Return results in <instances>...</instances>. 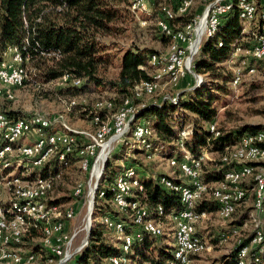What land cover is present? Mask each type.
I'll list each match as a JSON object with an SVG mask.
<instances>
[{"label": "trees", "instance_id": "1", "mask_svg": "<svg viewBox=\"0 0 264 264\" xmlns=\"http://www.w3.org/2000/svg\"><path fill=\"white\" fill-rule=\"evenodd\" d=\"M196 1H198V4L192 5L186 13L174 16L171 21L172 27L181 28V26L183 27L193 22L199 10L198 7L205 8L206 6L205 1ZM236 1L231 0L232 8L221 16L216 30L210 36L203 38L198 52L194 55L191 62L193 71L199 75L208 74L210 82L206 84V82L203 83L201 81L199 85L181 88L172 95L174 96L172 100L170 98L164 99V96L147 101L143 100L144 97L152 96L153 94L145 95L140 99L134 96L139 84L153 77L154 66L150 64V58L152 55L162 54L156 50L147 47L130 46L119 57V70L116 76L108 77L105 74V67L111 64L114 52L103 41V38L123 31L124 27L120 25L121 22L128 15L133 16L130 10V0H0V52L10 47L16 48L20 53L21 58H23L22 66L24 65L27 69V78L22 86L28 83L36 84L37 80L43 83H50L63 78L66 81L64 84H59V90L62 91L64 96L69 95V92L76 96L77 93H86L94 90L93 88L114 90V96L100 97L93 101H87V99L78 101L74 100L75 98L73 97H66L68 101H75L68 110L79 111L88 120L90 128H95L91 121L94 115H100L105 120L110 115L109 119H111L115 109L121 105L126 97H129L135 104L141 103L140 109L134 113L136 119L135 117L132 118L128 131L125 132L126 134L124 133L126 140H128L127 134L131 136L134 124L141 118L153 130V135L151 134L147 138L153 153L155 149L157 154L166 155V158L167 156H175L178 161L181 160L184 150L188 151L191 156H196L203 151L212 153L214 158L212 161H206L202 164L200 177L206 184L208 182H221L224 172L236 165L230 159L229 153L231 151L225 149V147L233 146L236 141L247 133L264 130V124H244L229 129H222L216 125V121L215 124L213 123V133L210 128V122L214 121L213 117L216 113L212 102L216 98V94L226 91V83L230 82L231 84L233 79L232 67L226 68L220 66V64L226 58H230L232 46L243 33L242 21L238 16L239 10ZM161 5H168L173 9L176 8L175 1L170 0L169 3L160 4L152 15L145 18L153 22V27L157 31L158 37L168 47L170 37L161 31L156 24ZM160 18H164V13ZM249 30L252 31L253 28ZM247 35L250 38L252 37L250 31H248ZM257 38L258 35L256 33L254 34L253 42L249 41L250 46L247 49L256 44ZM242 43L247 45L248 41ZM234 49L237 48L234 46ZM254 62L263 66L264 58L257 59L252 57L250 59L249 67L254 66L253 68L256 69ZM69 76L71 79H78L79 82L77 84L69 83ZM176 93L178 95L175 97ZM100 99L110 101L112 103L111 109L107 110L104 108L103 110L97 108L95 102ZM5 101L10 100L0 99L2 103ZM0 106L11 118L27 116L13 109L7 111L2 104ZM186 127L190 129V133L180 144L179 133ZM77 141V144L80 145L85 139L77 135ZM4 143L2 136L0 137V146L4 145ZM261 145L264 146V143ZM202 148L206 149L200 151ZM142 152H145L144 149L131 142L129 144L121 143L109 153L106 161L104 160L105 166L94 197L91 216L92 226L88 241L86 245L72 255L68 264H113L110 258L122 254L119 248L121 240L117 237L118 241L114 237V243H112L102 234L107 229L111 233L113 231L116 235L115 223L118 221L124 222L125 231L133 237L131 248L126 253L128 264H132L131 259L136 260L138 264H170L174 261V247L169 246L165 238H162L164 235L162 224L164 225L167 220L174 228L173 221L167 215L181 210L184 208V204L180 195L164 186L161 179L162 177H167L174 182L180 183H183L184 179L179 174V168L175 167V172L178 175L165 173L154 175L137 155V153ZM221 157H226L229 160H222ZM68 160V166L64 169L71 167L77 162L74 152L68 156ZM116 160L122 163H116ZM54 161L51 158L42 166L34 167L27 177L41 176L45 178L48 175L50 176V173L55 170ZM123 164L135 167L142 183V189L136 191L135 194L140 204L144 207L147 218L153 219L161 226L159 235H152L144 231L141 226H135L130 210L120 211L111 203L110 187L116 177L124 170ZM77 169L78 171L80 170L78 167ZM21 171V167L17 169V173ZM10 172L11 168L5 169L0 177ZM202 180L200 181L202 182ZM204 183L202 182L206 187ZM246 186L250 188V186ZM101 189L104 191L103 195H100ZM211 189H213L212 186L209 191ZM253 196V192L248 191L244 200L236 207L230 219L226 220V224L222 229L210 234L208 238L213 245H217V242H221L220 236L222 233L238 228V234L235 237L228 239L226 242H221L230 245L227 253L211 259L207 264H233L237 258L236 248L249 243L258 229L264 232L262 223L260 225L252 223L248 226L244 224L252 211L264 212V198L262 206L256 209ZM72 197L71 191L67 194L63 193L56 198L53 197L48 202L53 205H59L71 201ZM205 197L195 204L194 211L197 215L201 216L203 214L197 211L210 213L218 208L216 200L209 196ZM248 199L250 201L245 205ZM0 205H6V203L0 201ZM158 206L163 208L164 215L155 213ZM105 218H107V221H105ZM55 220H65V210ZM41 227L42 224L40 222L32 221L28 235L23 236L19 246L23 245L31 248L34 250L33 252H41L44 256L42 259L46 260L48 251L42 241H39L41 233L37 229ZM196 235L202 238L207 247L208 241L198 229ZM196 256L199 255L191 257L192 262ZM260 257H264V249H260V245L253 247L247 254V260L251 262Z\"/></svg>", "mask_w": 264, "mask_h": 264}, {"label": "bare ground", "instance_id": "2", "mask_svg": "<svg viewBox=\"0 0 264 264\" xmlns=\"http://www.w3.org/2000/svg\"><path fill=\"white\" fill-rule=\"evenodd\" d=\"M131 1L135 6H138L143 2L138 0ZM193 1L194 0H180V3L184 5H176V8L174 10L166 9L164 15H172L173 17L175 15H183L193 5ZM202 1L206 2L205 10L215 7L220 2V0ZM232 2L231 0H229L228 3L224 6V14L232 8ZM236 2L239 10L238 16L240 17L241 21L254 22V20H252L251 18H247V11H244L245 6L249 5V0H237ZM196 19L197 17L194 18L193 22L188 23L183 27L181 26V28L194 29V27L196 26ZM219 22L220 21H214L207 26V33L205 37L210 36L216 30ZM254 24L257 23L254 22ZM157 25L160 30L161 28H166L165 16L163 19H158ZM163 32L170 37L169 47L178 48V46L180 45V34L178 32ZM198 42L199 40L196 43V49L198 46ZM259 46L264 52V37L262 39L257 38L256 44L247 50H257L259 49ZM196 49L193 50V55ZM7 52L11 54L10 57L12 58V63H9L4 57L0 58V99L11 100V98L13 97L11 88L13 89V87L19 86L24 83L27 75L24 69L22 71V69L19 68L21 67V55L17 51V49L8 47ZM254 58L259 59V57ZM191 60L190 62H188L187 57H179V70L181 71V78L186 75L189 65L191 66ZM149 62L152 66H154L153 77L152 79L143 81L141 84H139L136 91L134 92L138 93V90L141 91V94L135 96V98L137 99H140L143 95L153 93L160 85L161 80H164V76L156 74L159 73L160 69H167L170 66V58L167 56V54L152 55ZM236 79H238V72L236 73L234 78L235 83H237ZM74 83L77 84L78 82ZM123 101H125V99ZM132 104L133 108H139L142 105L141 104L140 106L136 107L134 106L133 102ZM95 106L103 110L104 108L110 110L112 107V103L106 99H100L95 102ZM135 112H133L129 119L126 121V127L124 131L128 127L132 118L135 117ZM120 113H125V106H119L118 111H116L115 109L112 118L109 120H105L100 115H94L91 121L95 125V128L93 129L90 141H100L106 137H110L112 135V130L117 126L120 120ZM31 115L44 116L38 113ZM31 115L12 119V126L14 127V137L3 136L5 143L4 145L2 144V146H0V162L5 163L0 164V175L1 173H3V170L8 168L12 169L16 167V165H18L19 161H16L15 158L8 159L9 154L12 153V150L26 149L29 151H37V149L40 148V140L36 137L29 136L26 133L25 126L30 127L33 135H40L41 138H51L59 135L64 138L77 141V135H80L81 133L80 131L74 132L73 130H56L54 129V126L51 127L47 124H41L38 120H33ZM212 127L214 128V124H210L211 129ZM24 134H27L31 141L20 144L19 138ZM131 134L135 143L145 149L150 148V144L148 143L147 138L152 133L150 129H148V127L144 125V123L137 121L132 128ZM262 143H264V130H256L254 132L245 134L243 137H241L240 140L234 143L233 146L225 147V149L231 151L229 153L230 159L234 161L236 165L227 169L223 174L222 181L218 183L219 186L213 187V189L208 192V196L217 201V212L221 219H230L236 207L241 203V201L244 200L248 191L253 192L255 208L259 209L262 206V201L264 198V182L263 179L259 178L264 176V172L259 171L261 170V168L258 164L256 166L252 163L250 165L241 164L243 162H253L259 160L262 156H264V146L261 145ZM46 148H48L46 151V161H49L51 158L55 160V170L53 172L51 171V174H59L60 171L57 170L58 166L68 165V156L73 154V152L77 157V163H79L80 170L84 173H88V161L91 157V150L89 149V145H87L86 143L80 145L76 144V151L79 152L78 154L75 153L73 146H66V150L62 151V143L59 140L55 139L46 140ZM203 159V153H200L199 155L191 159V161H195L194 172L196 173L198 179L197 188L193 189V187H196V179H194L193 173H190L187 169L185 163L188 162L182 161L180 163V169L182 172L181 174L184 177L189 178V183L174 182L167 177H162L161 179V182L164 186L177 192L180 195L181 201L183 203L188 196V192L193 190L192 200L190 204H184V208H182L181 210L175 213L168 214L170 219L174 223L175 239L173 245L174 261H172L170 264H190V259L192 256L199 255L206 250L204 241L201 237L196 235L193 225L194 221L200 216L197 215L194 211L195 204L197 201L204 198L207 191L206 187L199 180ZM222 160L229 159L223 157ZM135 171L136 170H134L132 166L126 165L124 167V170L116 177L115 181L110 187L111 203L120 211L130 210L133 223L141 226L144 231H147L152 235H159L161 233V226L153 219L147 218L144 207L142 206V204H140L135 194L136 191L142 189L141 181L135 178ZM96 177L98 178L97 174ZM23 178L24 177L18 174L15 175L6 173L3 175V178L0 179V182H3L4 180L8 188L11 189L10 200H8L6 205H0V237L2 236V228H7L8 236H15L18 233V235H16V240H14L15 257L17 258L14 264H29L33 262L35 258V252L28 251L24 254L17 247H19V244L21 243L25 233L28 232L32 221L40 222V220L48 219L52 212V209L56 207V205L49 203L45 199H38V202H36L35 200L29 198L31 192L39 190L41 187L45 186L46 177L43 178L41 176H37L33 178V182H29V178ZM249 178H252V185L250 188H247V186L243 185L242 183ZM80 185V183L76 184L73 194H76L79 191ZM51 186L52 178L50 176L48 190H50ZM122 187L124 192L126 193V195L123 197V201L119 199V197L121 196ZM103 192V189H101L100 195H103ZM220 195H222L221 199H219ZM134 205H136V209L138 211L137 214L132 210L131 206ZM38 209L40 211H45L41 214L40 218L38 215ZM155 213H157L158 215H164L163 208L158 206ZM187 216L189 217V223H185V231L187 232V241L191 246H189L188 251L185 252V257L183 259V254L182 252H180V250L184 245V236L183 225L181 224L180 218ZM13 217H15L16 219H13ZM60 221L61 220H53L45 225L43 228L44 235L54 240V238L58 236V227H52L51 224L59 223ZM105 221H107V218H105ZM115 233L121 240L119 248L121 249L122 254L111 257L110 261L113 264H126L127 261L128 264L126 253H128L131 248L130 245L132 244L133 237L130 233L125 231L124 222L121 221L115 223ZM237 234L238 228L230 229L227 233L221 234L220 240L221 242H226L228 241V239L235 237ZM260 234L262 241L264 242V232L258 229L249 243L240 245L238 248H236L237 258L234 264H258L259 259H254L253 262L248 261L247 254L253 247L257 245H260V249H264V245L260 244ZM47 251L48 253L46 254V262H51L50 264H53V259H57V251L52 250L49 246L47 248ZM7 253L8 246L5 245L0 238V260H5V256L7 255Z\"/></svg>", "mask_w": 264, "mask_h": 264}, {"label": "rangeland", "instance_id": "3", "mask_svg": "<svg viewBox=\"0 0 264 264\" xmlns=\"http://www.w3.org/2000/svg\"><path fill=\"white\" fill-rule=\"evenodd\" d=\"M170 0H147L148 4L152 7H147L146 2L143 1L140 5L135 6L133 2L130 0V8H133V16L128 15V17L125 18L123 22H121V26L124 27L123 31H121L118 34H114L111 36H107L103 38V41L108 44L111 48V50L114 52V58L111 62V64L107 65L105 67V74L108 77H115L118 70H119V57L121 53L130 46H138V47H147L153 50L158 51L159 53H162L160 55H166V51L169 48L167 47L166 43L158 37L157 31L153 27V22L151 20H147L145 17H149V15H152L156 9H158V6L160 4L169 3ZM198 1L194 0L193 5H197ZM137 5V4H136ZM166 9H172V7L168 5H161L159 7V16L156 18V24L158 19L162 16V14L165 12ZM198 12L196 13V17L200 13H203L205 8H199ZM141 22H145V24H142ZM258 25L254 24V22H242V34L236 43H234V46L237 49H234V46H232V50L230 53V58H226L225 61H223L220 66L230 68L232 67L233 70V79L230 82L226 83V91L216 94V98L212 102L213 107L216 109V113L213 117L211 124L218 125L222 129H229L232 127H237L239 125L244 124H264V65L261 66L258 63H255L256 69L253 67H249V61L251 59L250 55L248 54L247 48L250 46L249 41L253 42L254 34L257 33ZM253 28V30H249ZM248 31L251 32L252 37L250 38L247 33ZM205 36H202L199 39L197 49L194 53V55L198 52L199 46ZM248 41L247 45H244L242 42ZM251 42V43H252ZM238 45V46H237ZM247 50V51H246ZM237 53V57L240 59V65L243 67L239 68V77L241 78L240 82L235 83L234 78L236 73L238 72V63L239 59H234L235 54ZM193 55V57H194ZM11 54L7 52V49L0 52V58L4 57L7 59L9 63H12V58L10 57ZM193 59V58H192ZM232 59V60H231ZM192 62V60H191ZM23 69L26 72L27 75V69L25 66ZM192 73V75H191ZM208 74L199 75L195 73L192 69V65H189V68L187 70L186 75H184L180 81L177 82H169L164 80H161L160 85L158 88L151 94L152 96H146L144 97V101H147L149 99H153L159 96H165L170 95L172 96L175 94L176 91H178L181 88H188L191 86L199 85L201 81L206 82L208 84L210 82V78L207 76ZM195 78V79H194ZM196 80V81H195ZM66 80L57 79L55 82L50 83H43L37 80L36 84L28 83L22 86H16L11 88V91L13 93V97L10 101L0 102V105L5 108V110H16L21 112L24 115H31V114H42L49 119H57L60 122H54V129L60 130H73L74 132L80 131V136L85 137L87 140L90 141L92 137L93 128H90L91 126H88V120L81 115V113L77 110L70 109L68 110L71 105L74 104V100L81 101L82 99H87V101H93L96 98L100 97H112L115 95V91L109 88H93L94 90H90L86 93H77L76 96H73L72 93L69 92V95H63L62 91L59 90V84H64ZM208 82V83H207ZM21 86V87H20ZM19 87V88H17ZM148 94V95H151ZM73 97L74 100L68 101L66 97ZM145 96V95H143ZM142 96V97H143ZM141 97V98H142ZM176 97V96H175ZM141 103L135 104L134 106L138 107ZM106 118L109 120L110 115H108ZM136 119V116H135ZM134 119V120H135ZM138 122L144 123L150 129L152 135L153 130L150 125H147L141 118L138 119ZM209 123V124H210ZM91 124V122H90ZM149 124V123H148ZM208 124V125H209ZM130 125V123H129ZM128 125V127H129ZM128 127L124 131H128ZM190 133V129L188 127L182 129L179 133V142L181 144L182 140L188 137ZM126 134V133H125ZM119 138L118 140L114 141L112 144H110V150L106 153L105 159H102L99 162L98 170L93 174L92 176V185L88 187L89 184V177H87V173L81 172V170L78 171L77 167L79 168L78 160L77 162L72 165L69 168L64 169L68 165L65 166H58V171H60L59 174H51L50 176L52 178V186L50 190H52V193L50 195V200L53 199V197H58L62 195L63 193H69L74 191V188L76 184H84V194L82 193L81 196H75L73 194V197L71 201L67 203H62L59 205H56L55 208L52 209V212L48 219L40 220V223L42 224L41 228H37L38 231H40L41 236L39 237V241H42L44 247L47 249L48 246L46 244L47 241H53L52 238H48L44 235L43 228L45 225H47L49 222L55 220V218L59 217V215H62V212L65 210V220L72 215V204L74 209V216L70 220L69 225L67 226L69 233H74L73 236V244L72 249L75 250L79 247V245H82L83 242H85L86 235H87V222H88V212H89V206H90V200L91 195L94 189V197L95 193L98 190V182L100 179V176L103 172L105 161L109 155V153L116 147H118L121 143L129 144L130 142L134 145L144 149V153H137V155L142 159V162L144 165L148 166V168L153 172L154 175L159 173H165L168 175H176L175 168H179L180 170V163L183 162H189L192 158L195 156H191L190 153L186 150H184V154L181 158V160H177L175 156H167V158L161 154H157L156 150L154 149V153L152 152L151 148H143L132 138L129 134H127L126 137ZM31 139L28 137L27 134L22 135L19 138V143L24 144L27 142H30ZM237 142V141H236ZM84 144V143H81ZM150 149V150H149ZM206 148H202L200 151L205 150ZM199 151V152H200ZM204 154L203 163L206 161H212L213 155L212 153H207L206 151L201 152ZM200 154V153H199ZM197 154V155H199ZM196 155V156H197ZM18 162V165L16 167L11 169V174H18L23 179L28 178L27 175L33 168H28V164L24 162V160L15 158ZM222 159V157H221ZM105 160V161H104ZM47 162V161H46ZM45 162V163H46ZM122 163L119 160H116V163ZM259 164L261 170L260 172H264V156H262L259 160L256 161H249V162H243L241 164ZM17 164V163H16ZM125 164H123L124 166ZM256 166V165H255ZM22 168V171L20 173H17V169ZM125 167V166H124ZM134 170L135 167L132 166ZM80 169V168H79ZM68 171V172H67ZM182 179L185 180L186 177L181 175ZM96 174L98 175V178L96 177ZM136 174V179L140 180L136 171L134 172ZM55 175V176H54ZM178 175V174H177ZM201 175V171H200ZM37 177V176H35ZM33 177V178H35ZM65 177V178H64ZM3 178L0 177V179ZM33 178H29V182H33ZM63 179V180H62ZM187 179V178H186ZM252 178L247 179L242 184L248 185L251 187ZM199 180H202L200 177ZM61 181V182H60ZM204 183V181L202 180ZM5 183V184H2ZM218 182H208L206 185L207 191H206V197H208L209 188L212 186L217 187ZM97 187V188H96ZM248 188V187H247ZM8 192V193H7ZM6 193V194H5ZM204 196V197H205ZM205 197V198H206ZM11 198V189L8 188L5 181L0 182V201H4L5 203L8 202ZM46 200V199H45ZM48 201V200H46ZM248 201L245 202L248 203ZM93 204H94V198H93ZM93 209V207H92ZM253 210V209H252ZM251 211V210H250ZM249 211V212H250ZM198 213H203L201 216H199L198 219L194 221L195 229L197 231L202 233L205 239H207V247L204 252L199 254V256H196L192 262V259H190V264H207L211 259L218 257L220 255H224L227 253V250L229 249L230 245L223 244L220 241L217 242V245H213L211 240L208 238L210 237L211 233H216L219 229H222V227L226 224V220H223L220 218L217 210L212 211L210 213L206 211H197ZM264 212L263 211H252L249 218L246 219V223L244 224L248 226L249 224L257 223L258 225L263 226L264 225ZM68 214V215H67ZM92 216V214H91ZM169 217V215H167ZM256 217V218H255ZM170 219V217H169ZM249 220V221H248ZM243 224V225H244ZM91 226H92V218H91ZM164 235L162 238H165L166 243L169 246L174 247V228L170 222L162 224ZM229 228V227H228ZM227 228V229H228ZM225 229V230H227ZM223 230V231H225ZM28 233V232H27ZM25 233V235H28ZM113 233V234H112ZM109 231L105 229L103 231V236L107 237L112 243H114V237L118 240L117 236L114 234V232ZM90 234V232H89ZM221 234V233H220ZM114 235V236H113ZM216 235V234H215ZM119 241V240H118ZM120 247V244H119ZM22 253H27L28 251H34L31 248L24 247L23 245L17 247ZM81 249L79 247L77 251ZM263 249V248H261ZM44 256L41 252L35 251V258L33 262L29 264H50L51 262H46ZM132 264H138L136 260L131 259ZM127 264V261H126ZM234 264V263H233ZM258 264H264V257H260Z\"/></svg>", "mask_w": 264, "mask_h": 264}, {"label": "built area", "instance_id": "4", "mask_svg": "<svg viewBox=\"0 0 264 264\" xmlns=\"http://www.w3.org/2000/svg\"><path fill=\"white\" fill-rule=\"evenodd\" d=\"M138 1H145L147 7H151L147 0H138ZM175 5H184L180 3V0H174ZM229 0H220L219 4H217L215 7L210 8L208 10H205L203 13H200L196 19V26L194 29H186V28H174L172 27V19L174 18L172 15H164L166 18V28H161V31H168L170 32H178L180 34V45L178 48H168L166 51L167 56L170 58V66L167 69H160L159 73L156 75L164 76V82L166 81H180L181 80V71L179 70V57H187L188 62L193 58V50L196 49V43L197 41L202 37L205 36L207 33V26L213 23L214 21H220L221 15H224V6L228 3ZM152 8V7H151ZM130 10L133 12V8H130ZM244 11H247V18H251L254 20L255 23L258 25V39H262L264 37V0H249V5L245 6ZM142 24H145V22H141ZM263 51L261 47L259 46V49L257 50H250L248 51L247 55H250L252 57H259L263 58ZM234 59H239L237 57V53L234 56ZM22 60L21 58V68L22 67ZM232 60V59H231ZM238 67V79H236L237 83L240 82L241 78L239 77V68L243 67L240 65V59L239 63L237 65ZM192 75V73H191ZM195 79V78H194ZM196 81V80H195ZM79 82L78 79H71L69 76V83ZM141 94V91L138 90V93H134V96ZM178 93H176L175 96H177ZM174 96L165 95L163 98H170L172 100ZM120 106H125V113H120V120L117 124V126L112 130V135L110 137H106L100 141H89L86 138L83 143H86L89 145V149L91 150V157L88 161V173L87 177H89V190L92 185V176L93 174L98 170V163L105 158L106 153L110 150V144H112L114 141L118 140L119 138L124 137V129L126 127V121L129 119L131 114L135 111H138L140 108H133L132 101L129 97L125 98V101H122ZM118 111V108L116 109ZM33 120H38L41 124H47L51 127H53L54 122H60L57 119H49L45 116L40 115H31ZM12 119L9 117L0 106V137L2 136H13L14 137V127L12 126ZM26 133L29 136L36 137L40 140V148L37 149V151H29L26 149L22 150H12V153L9 154V158H20L27 162L29 164V168H32L33 166H41L44 162H46V151L48 148H46V140L48 139H55L59 140L62 143V151L66 150V146H73V149L75 150V153L78 154L79 152L76 151V144L78 141H74L73 139H67L61 136L51 137V138H41L40 135H33L30 127H26ZM141 132V129H140ZM212 133H213V127H212ZM60 152V151H59ZM5 163V162H0ZM187 166V169L190 173H193L194 179H196V187L197 188V176L194 172V165L195 161H190L188 163H185ZM263 179L264 182V176L259 178ZM4 181V180H3ZM124 181V180H123ZM50 182V176H46V184L44 187H41L39 190H35L30 193L29 198L35 200L38 202V199H46L50 200V195L52 193V190H48V183ZM192 191L188 192V196L185 199L183 204H190L192 200ZM84 192V184L80 185L79 191L74 194L75 196H81ZM6 194V193H5ZM84 194V193H83ZM126 195V193L123 190V187L121 188V196L119 199L123 201V197ZM222 198V195L219 196V199ZM72 204V215H70L66 221H60L59 223H52V227H58V236L54 238L53 241H47L46 244L54 251H57V259H53V264H68V261L74 255V253L77 252V249L79 247H82V245H79L78 248L75 250L72 249L73 244V236L74 233H69L67 226L69 225L70 220L74 216V209ZM133 212L136 214L138 213L136 209V205L131 206ZM45 211H40L38 209V215L39 218L41 214ZM1 215V214H0ZM13 219H16L13 217ZM181 224L183 225V236H184V245L181 247L180 252L183 254V259L185 257V252L188 251L189 246H191L187 241V232L185 231V223H189V217H182L180 218ZM137 226L136 224H134ZM18 235V233L16 234ZM15 236H8L7 228H2V236L0 237L5 245L8 246V253L5 256V260H0V264H14V262L17 260L15 257V248H14V240H16ZM158 235V234H157ZM84 243V242H83ZM260 244L264 245V242L262 241L261 234H260Z\"/></svg>", "mask_w": 264, "mask_h": 264}, {"label": "water", "instance_id": "5", "mask_svg": "<svg viewBox=\"0 0 264 264\" xmlns=\"http://www.w3.org/2000/svg\"><path fill=\"white\" fill-rule=\"evenodd\" d=\"M93 198H94V189H93V192H92V195H91L89 212H88L87 235H86V239H85V242L83 243L82 247L84 245H86V243L88 241V237H89V232H90V228H91V214H92V207H93Z\"/></svg>", "mask_w": 264, "mask_h": 264}, {"label": "crops", "instance_id": "6", "mask_svg": "<svg viewBox=\"0 0 264 264\" xmlns=\"http://www.w3.org/2000/svg\"><path fill=\"white\" fill-rule=\"evenodd\" d=\"M186 178H187V177H186ZM186 178H185V180H183V182H184V183H189V178H187V179H186ZM195 230H196V229H195ZM196 232H197V231H196Z\"/></svg>", "mask_w": 264, "mask_h": 264}]
</instances>
